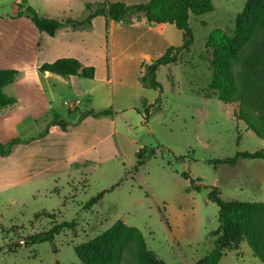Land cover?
<instances>
[{"label":"rangeland","instance_id":"obj_1","mask_svg":"<svg viewBox=\"0 0 264 264\" xmlns=\"http://www.w3.org/2000/svg\"><path fill=\"white\" fill-rule=\"evenodd\" d=\"M212 1V13L190 17L191 48L178 63L157 70L161 94L142 85L144 68H111L116 26L136 22L135 16L121 22L97 17L84 30L86 37L70 39V47L62 36L41 33L26 13L31 7L42 17L83 20L87 5L147 0H0V69L18 73L5 89L16 104L0 109V144L7 151L0 156V264H83L74 248L117 221L139 229L148 249L166 264H200L214 250L210 233L220 224L219 208L209 200L212 188L224 201L264 202V160L217 163L264 151V140L237 120V104L220 102L210 90L208 38L216 30L231 35L249 0ZM164 26L170 48H180L184 33ZM77 46L78 54L93 58L94 80L39 72ZM88 90L98 110L112 109L111 115L83 119L93 108ZM56 117L67 123L66 134L49 137ZM141 147L149 158L136 171ZM101 193L103 199L85 209ZM72 221L76 229L65 230L54 243L27 241ZM121 264H135L132 255L125 253ZM219 264L263 263L245 243L240 251L225 252Z\"/></svg>","mask_w":264,"mask_h":264},{"label":"trees","instance_id":"obj_2","mask_svg":"<svg viewBox=\"0 0 264 264\" xmlns=\"http://www.w3.org/2000/svg\"><path fill=\"white\" fill-rule=\"evenodd\" d=\"M89 14L83 20H58L40 16L31 7L26 13L41 33L55 37L64 29L73 31L90 30L93 20L105 17L109 22H121L135 16L136 22L148 24L174 25L184 33V44L180 48H170L165 55L150 65H145V76L141 78L144 87L159 90L162 86L157 82L156 73L160 67L176 64L180 54L188 51L194 44V35L190 28L191 15L203 16L212 13L215 8L212 0H151L141 5L127 6L116 2L104 4L97 8L86 7ZM207 47L212 49L211 67L213 78L210 90L220 102L237 104L235 116L245 123L248 130L264 140V0H249L235 21V29L231 35L222 30L210 34ZM41 73H51L65 78L79 77L93 80L96 76L94 67H85L79 60L63 58L53 63H46L39 68ZM17 71L0 69V109L14 106L16 99L8 96L5 89L13 85L17 79ZM160 99L154 105H157ZM153 105V106H154ZM146 110V119L150 109ZM70 111V110H69ZM112 109L82 113L83 119L107 117ZM57 121L50 127L67 130V123ZM7 151L0 144V156ZM147 149L141 148L137 154L136 171L148 160ZM242 160H264V151L254 153H238L233 158L219 160L217 163L234 166ZM184 177L189 179L188 174ZM105 193L91 199L85 209L99 203ZM220 191L212 188L209 200L219 208V227L210 235L214 238V250L200 264H219L225 252L240 251L247 243L253 254L264 264V202L224 201ZM76 221L54 225L48 232L33 235L27 239L30 245L54 243L57 236L65 230H74ZM83 264H121L125 253H130L135 264H166L150 251L143 233L136 228L128 227L117 221L109 230L93 240L74 248Z\"/></svg>","mask_w":264,"mask_h":264},{"label":"crops","instance_id":"obj_3","mask_svg":"<svg viewBox=\"0 0 264 264\" xmlns=\"http://www.w3.org/2000/svg\"><path fill=\"white\" fill-rule=\"evenodd\" d=\"M151 0H147V3ZM145 4V3H144ZM141 5V4H140ZM47 18V17H45ZM86 18V17H85ZM48 19H55V18H48ZM67 19H74V18H65V19H58V20H67ZM78 20V19H74ZM96 19L93 20V23ZM166 24H148L145 22L138 23V22H130L129 24H118L117 34H114L111 40V48H112V58H111V68L113 72L116 69H137L140 72L143 70L144 66L148 64V62H153L163 55L170 49L171 43H169L168 39L166 38L165 34H170L168 28H165ZM45 34V33H44ZM47 35V34H46ZM64 37L68 41L70 47H72V42L70 39L80 37H86V31H73L71 29H64L56 34V37ZM82 43L87 46L86 41L82 40ZM80 46V45H79ZM70 49V55H63L57 56L50 61L49 63H53L59 59L63 58H74L79 60L85 67H94L93 58H86L81 54H78L80 51V47ZM79 48V49H78ZM74 51L76 53H74ZM73 52V53H72ZM75 54V55H73ZM46 64V63H45ZM151 64V63H150ZM44 65V64H43ZM96 69V68H95ZM48 75H55L51 73H45ZM62 77V76H61ZM96 77V76H95ZM68 78H75L81 79L79 77H68ZM95 79V78H94ZM93 79V80H94ZM88 80V79H85ZM90 99L87 102L90 106V103L93 105L91 110H95L97 112L103 111L98 110V105L93 100V93L91 90H88ZM79 107V106H78ZM81 110L80 107L78 111ZM93 118L89 117L85 120H92ZM53 134H66V132H61L58 127L52 126L50 127V131L48 136L50 137ZM142 148V147H141ZM140 148V149H141Z\"/></svg>","mask_w":264,"mask_h":264}]
</instances>
